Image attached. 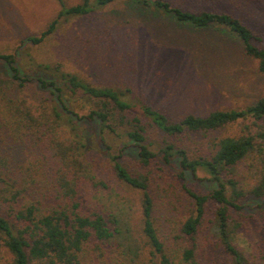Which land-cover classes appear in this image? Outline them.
<instances>
[{"label":"trees","instance_id":"trees-1","mask_svg":"<svg viewBox=\"0 0 264 264\" xmlns=\"http://www.w3.org/2000/svg\"><path fill=\"white\" fill-rule=\"evenodd\" d=\"M56 1V16L38 36L29 38L32 44L53 33L61 19L87 16L119 0H81L72 5ZM130 1L140 12L152 6L155 13L177 24L226 37L264 74V48L257 44L261 37L236 13L184 9L178 0ZM31 65L39 75H32V69L22 72L16 56L0 53V248L10 255V264H80L90 255L88 249L100 258L111 240L125 239L127 229L122 232L114 216L81 211L82 188L104 187L107 181L141 191L142 236L156 264H200L196 234L210 206L214 207L210 228L230 264H248L232 243L238 225L232 213L244 212L247 199L256 201L255 208H263L264 213V97L241 109L172 120L143 100L132 99L128 88L94 86L64 71L59 63ZM74 98L88 103L87 112L79 115L70 108ZM91 122L98 125V141L105 148L108 166L87 149L81 124ZM236 123H240L237 135L216 138L201 153L169 140L183 134L202 137ZM151 132L162 135L156 150L150 148ZM129 147L136 151L139 169L177 162L175 175L192 209L180 220L178 232L184 243L178 246L176 259L154 225L149 172H130L121 161ZM186 176L204 181L209 189H191L183 182ZM127 251L137 256L135 248L128 246Z\"/></svg>","mask_w":264,"mask_h":264},{"label":"rangeland","instance_id":"rangeland-1","mask_svg":"<svg viewBox=\"0 0 264 264\" xmlns=\"http://www.w3.org/2000/svg\"><path fill=\"white\" fill-rule=\"evenodd\" d=\"M79 1L64 0L68 5ZM178 4L184 9L236 13L261 37L257 44L264 48V0H221L217 4L178 0ZM58 9L56 0H0V53L16 56L22 72L33 70L31 64L35 63H59L64 71L94 86L128 88L132 99L143 100L172 120L187 114L204 116L213 110L241 109L264 97V74L257 71L252 59L243 56L235 42L211 30L177 24L170 17L155 13L152 6L140 12L130 0L115 1L87 16L61 19L53 33L32 44L29 38L38 36ZM33 71L32 75H39ZM74 99L70 108L79 115L87 112L88 103ZM81 126L87 149L108 166L105 148L98 141V125L91 122ZM239 130L240 123H236L202 137L183 134L169 140L190 152L201 153L216 138L235 136ZM149 137L150 148L156 150L162 135L151 132ZM24 151H29L27 146ZM121 161L130 172H149L154 225L160 240L176 259L178 246L184 243L178 232L180 220L192 209L175 175L177 162L139 169L133 147L123 151ZM198 176L203 174L198 172ZM183 182L196 191L209 189L204 181L189 176ZM105 184L82 188L81 211L114 216L121 223L120 230L127 229L123 234L126 238L111 240L100 258H96V251L88 249L90 255L80 264H156L142 236L141 191L115 181ZM252 202L247 199L244 212L232 213L233 223L238 224L232 243L248 264H264V213L263 208H255L256 201ZM213 208L209 207L196 234V257L200 264H230L229 255L210 228ZM128 246L136 249V257L128 253ZM10 263V255L0 248V264Z\"/></svg>","mask_w":264,"mask_h":264}]
</instances>
